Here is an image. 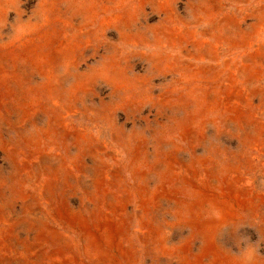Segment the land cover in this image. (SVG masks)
Masks as SVG:
<instances>
[{"label":"rangeland","instance_id":"rangeland-1","mask_svg":"<svg viewBox=\"0 0 264 264\" xmlns=\"http://www.w3.org/2000/svg\"><path fill=\"white\" fill-rule=\"evenodd\" d=\"M0 264H264V0H0Z\"/></svg>","mask_w":264,"mask_h":264}]
</instances>
